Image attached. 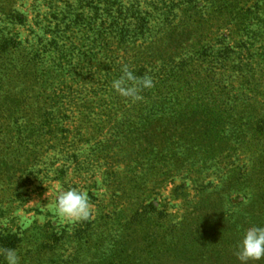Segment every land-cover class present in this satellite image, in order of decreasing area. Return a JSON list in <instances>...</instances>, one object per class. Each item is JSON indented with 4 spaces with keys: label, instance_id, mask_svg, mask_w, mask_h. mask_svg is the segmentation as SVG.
I'll list each match as a JSON object with an SVG mask.
<instances>
[{
    "label": "trees",
    "instance_id": "obj_1",
    "mask_svg": "<svg viewBox=\"0 0 264 264\" xmlns=\"http://www.w3.org/2000/svg\"><path fill=\"white\" fill-rule=\"evenodd\" d=\"M18 1L0 0V146H13L12 176L20 172L22 178L28 163L35 166L49 150L61 152L62 141L74 132L79 141L95 140L97 151L107 154L100 155L107 166L105 182L122 174L108 162L119 163L111 151L127 142L135 157V165L127 167L130 180H140L145 192L185 174L204 193L216 186L204 183L203 171L224 163L226 177L219 183L237 189L241 205L252 208L259 200L264 208V0H203L204 5L152 0L146 11L139 0H68L62 8L54 0H33L31 24L28 13L15 9ZM41 4L47 13H40ZM160 8L161 24L152 23ZM191 10L197 16H190ZM16 27H29L31 37L22 39ZM179 28L189 44L171 47L169 34ZM124 65L137 77H152L154 86L142 89L140 100L111 87ZM83 130L91 136L84 137ZM70 154L77 162V154ZM242 154H248L245 161ZM54 171L63 174L62 168ZM187 189L181 184L173 191ZM149 196L123 222V210L101 213L80 224L73 237L97 240L115 220L121 228L137 224L143 252L159 240L212 237L222 228L227 239H238L252 223L240 217L241 225L234 227L226 210L223 225L201 217L206 225L198 221L195 229L186 228L169 221ZM259 221L264 227V211ZM67 235L49 232L44 247L53 251ZM21 243L20 237L0 232V249L18 250ZM122 255L113 254L110 264H124Z\"/></svg>",
    "mask_w": 264,
    "mask_h": 264
},
{
    "label": "rangeland",
    "instance_id": "obj_2",
    "mask_svg": "<svg viewBox=\"0 0 264 264\" xmlns=\"http://www.w3.org/2000/svg\"><path fill=\"white\" fill-rule=\"evenodd\" d=\"M65 1L68 0H54L53 2L57 8H62ZM150 1L152 0H139L144 11L151 10L148 5ZM198 1L205 4L203 0ZM124 2L129 4L131 0H124ZM34 4L33 0H20L15 4V9L29 14L30 24L34 21L35 14L31 12ZM39 10L41 14H44L49 11V8L41 4ZM162 12L164 9L160 8L154 15H151L154 17L152 23L161 24L158 18L162 16ZM189 15L197 16V11L191 10ZM0 25L4 23L1 22ZM14 29L20 33L22 39L31 37L29 27ZM182 32L179 28L175 33H170L168 45L171 47H178L180 44L187 46L189 44L187 35ZM46 36L49 38L48 34ZM194 39L190 41L194 43L196 41ZM149 40L151 41L150 38ZM73 62L76 65L77 61L73 60ZM82 134L86 138L91 136L89 130H83ZM76 137L72 132L67 142L62 141L61 152L49 150L48 155L42 156L35 166L28 163L27 172L22 178L20 172L12 176L13 146L6 149V142L1 145L2 149L0 146V232L14 234L22 239L19 249L16 250L20 257V264H110L113 254L119 253L123 254L122 257H126L124 264H241L237 256V246L242 237L227 239L228 235H224V228L221 229L222 232L218 230L212 237L194 235L191 239L173 242H168V239L159 240L143 252L141 250L145 248V245L142 228L137 224L133 226V229L128 226L121 228L115 220L101 230L105 233L97 240L95 237L88 242L75 239L72 233L85 220L69 222L57 213L55 202L60 189L87 190L92 210L90 219L99 217L101 213L123 210L119 215L123 222L133 209L141 204L142 199L145 198L144 195L148 194H150L149 201L153 200L165 209L169 215V221L182 222L186 228L191 229H195L198 221L200 223L198 225L215 222L221 224V215L226 210L233 215L231 220L234 227L241 225L240 217L252 222L247 224L248 227L262 225L263 222L259 221V216L264 211L262 201L257 200L261 202L260 205L257 203L251 208L248 205L249 201L245 200L244 204L248 205L245 207L239 203L243 197L237 189H228V185L223 186L219 183L221 176H225L227 172L223 170L224 163L203 171L204 183H212L216 186L208 188L204 193L198 192L192 183V178L185 174L175 176L173 182L161 186L152 193L145 192L140 180L136 183L130 180L131 175L127 167L135 165L133 162L135 157L133 158L127 142L111 151L110 155H115L119 163L110 160L108 162L110 165L119 167L122 174L118 175L114 183H112L114 178H108L109 180L105 182L103 173L107 166L101 158L106 157L107 154L97 151L95 140L91 139L86 143L82 142L83 140L79 141ZM72 150L77 154V162L69 158ZM247 155L242 154L240 160L245 161L248 158ZM96 160H100L97 165ZM21 161L27 163L28 159L23 157ZM57 168H62V175L55 173L54 170ZM29 171L32 172L29 173ZM8 174L11 176L4 180L3 177H7ZM181 184L187 185V191H173L175 186ZM89 193L95 194L96 200ZM201 217H206L208 222L203 223ZM114 218L118 219V217ZM52 231L57 233L64 231L68 235L56 249L49 251L44 245L49 244L46 237ZM115 240L118 242L115 243ZM2 261L3 257L0 256V262ZM248 264H264V259L249 261Z\"/></svg>",
    "mask_w": 264,
    "mask_h": 264
},
{
    "label": "clouds",
    "instance_id": "obj_3",
    "mask_svg": "<svg viewBox=\"0 0 264 264\" xmlns=\"http://www.w3.org/2000/svg\"><path fill=\"white\" fill-rule=\"evenodd\" d=\"M121 72L122 75L112 81L111 87L123 97L140 100L142 99L139 95L140 91L154 86L151 76L137 77L128 65H124ZM55 207L57 213L69 222L87 220L92 215L88 192L84 189H60L57 193ZM237 249L241 264L264 259V227H249L244 232ZM0 256L3 257L0 264H20V257L15 249H0Z\"/></svg>",
    "mask_w": 264,
    "mask_h": 264
}]
</instances>
